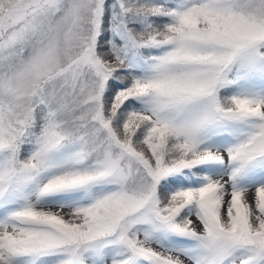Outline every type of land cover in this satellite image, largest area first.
<instances>
[{
    "label": "snow or ice",
    "instance_id": "snow-or-ice-1",
    "mask_svg": "<svg viewBox=\"0 0 264 264\" xmlns=\"http://www.w3.org/2000/svg\"><path fill=\"white\" fill-rule=\"evenodd\" d=\"M0 264H264V0H0Z\"/></svg>",
    "mask_w": 264,
    "mask_h": 264
}]
</instances>
